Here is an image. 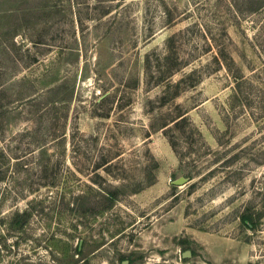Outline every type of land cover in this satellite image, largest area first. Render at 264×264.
Wrapping results in <instances>:
<instances>
[{
  "label": "rangeland",
  "instance_id": "obj_1",
  "mask_svg": "<svg viewBox=\"0 0 264 264\" xmlns=\"http://www.w3.org/2000/svg\"><path fill=\"white\" fill-rule=\"evenodd\" d=\"M125 263L264 264V0H0V264Z\"/></svg>",
  "mask_w": 264,
  "mask_h": 264
},
{
  "label": "trees",
  "instance_id": "obj_2",
  "mask_svg": "<svg viewBox=\"0 0 264 264\" xmlns=\"http://www.w3.org/2000/svg\"><path fill=\"white\" fill-rule=\"evenodd\" d=\"M193 75V74H192ZM191 76V75H190ZM184 116V115H183ZM183 116H181V117H179L180 119L183 117ZM184 118H182L181 120H183ZM181 120H179V121H176V125H178L179 124V122L181 121ZM247 220H252V216H249V217H243L242 218V221L244 222V223H246V222H248ZM252 228H253V225H252Z\"/></svg>",
  "mask_w": 264,
  "mask_h": 264
},
{
  "label": "water",
  "instance_id": "obj_3",
  "mask_svg": "<svg viewBox=\"0 0 264 264\" xmlns=\"http://www.w3.org/2000/svg\"><path fill=\"white\" fill-rule=\"evenodd\" d=\"M184 181H185L184 179H178L177 181L174 182V185H180V184L184 183ZM187 255H188V253L185 254V256H187ZM125 264H127V263H125Z\"/></svg>",
  "mask_w": 264,
  "mask_h": 264
}]
</instances>
